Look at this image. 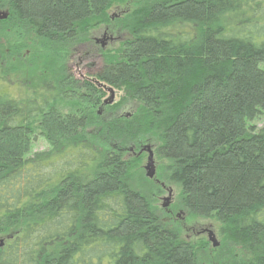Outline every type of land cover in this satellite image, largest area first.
Segmentation results:
<instances>
[{
    "label": "trees",
    "instance_id": "trees-1",
    "mask_svg": "<svg viewBox=\"0 0 264 264\" xmlns=\"http://www.w3.org/2000/svg\"><path fill=\"white\" fill-rule=\"evenodd\" d=\"M129 1L0 0V264H264V0H135L95 83L68 77ZM147 145L225 256L134 188Z\"/></svg>",
    "mask_w": 264,
    "mask_h": 264
},
{
    "label": "rangeland",
    "instance_id": "rangeland-1",
    "mask_svg": "<svg viewBox=\"0 0 264 264\" xmlns=\"http://www.w3.org/2000/svg\"><path fill=\"white\" fill-rule=\"evenodd\" d=\"M138 6L135 0H130L128 3L115 7L110 11V16L112 18L111 22L107 26H102L89 35L90 44L81 49L78 54L74 55L72 59H68V64L66 67V74L72 75L75 78H79V73H82L83 76H89L91 74H96L99 72L100 67L104 63V53L115 51L122 46L123 41H126L130 38L129 34L122 28V21L126 17V13L133 10ZM7 11L5 9H0V12ZM109 30L110 35L114 38L111 42L108 37L104 36V31ZM99 39V42L96 41ZM31 44H27L26 50L23 54L24 57L30 55ZM103 45L105 47L103 48ZM9 46L14 47L12 44ZM29 49V50H28ZM23 58V57H22ZM261 68H264V63L261 64ZM80 71V72H79ZM109 97L107 93L106 98ZM120 103V94L116 97L114 103ZM136 105H128L126 107L120 108L117 112L122 116H127L132 113L133 107ZM128 115V117H129ZM249 126L254 130L259 131L264 126V114L257 117L255 120L249 123ZM145 147V146H144ZM49 148V144L46 139L42 136H37L33 144V153L43 152ZM154 152V160L156 165V177L154 179H149L146 175L144 167L147 164L148 153L144 154V159L140 163V167L135 171V177L133 181V186L136 190L143 192L145 195L151 198L154 206L157 208L163 222L166 226L171 227V225L179 224L183 230V237L187 240L195 241L196 238L200 239L206 238L208 240L207 234H201L203 230L210 229L214 231L220 246L214 248L212 243L209 241L211 249L214 250L210 255L213 257L225 256L224 245L222 244L223 239L220 236L219 224L214 220H205L200 218L191 217L188 212L180 207L179 204V194L180 190L178 187L170 185L163 180L164 177V168L168 162L162 159L159 154L156 152V148L152 147ZM156 180L160 182H156ZM165 186L164 188L162 187ZM172 194V204L168 209L164 208V199L171 198L169 197V192ZM206 255V254H205Z\"/></svg>",
    "mask_w": 264,
    "mask_h": 264
},
{
    "label": "water",
    "instance_id": "water-1",
    "mask_svg": "<svg viewBox=\"0 0 264 264\" xmlns=\"http://www.w3.org/2000/svg\"><path fill=\"white\" fill-rule=\"evenodd\" d=\"M8 11H4V12H0V21L6 20L8 18ZM105 47V45H103V48ZM100 87L103 88H107L110 96L109 98L106 100L105 104H111L114 102V98H115V90L112 88H108L107 86L103 85V84H99ZM146 151L148 153V160H147V164L144 167L145 171H146V175L149 179H154L156 176V165H155V160H154V152L151 148V146L147 145L145 147H143L142 152ZM167 201L169 200V198L166 199ZM205 233L207 234L208 240L212 243L214 248H218L220 246V242L218 241L216 234L214 233V231L207 229L205 230ZM3 242H1L0 247L2 246Z\"/></svg>",
    "mask_w": 264,
    "mask_h": 264
},
{
    "label": "flooded vegetation",
    "instance_id": "flooded-vegetation-1",
    "mask_svg": "<svg viewBox=\"0 0 264 264\" xmlns=\"http://www.w3.org/2000/svg\"><path fill=\"white\" fill-rule=\"evenodd\" d=\"M104 36H106V37H108V39H110V41L112 42L113 40H114V38L112 37V35H110V32H109V30L107 29V30H105L104 31ZM96 41L97 42H99V39H96ZM124 42V41H123ZM103 66H104V63H103V65H102V67H100V70L103 68ZM80 72V71H79ZM72 73L73 72H71V74L68 76V77H71L73 80H75V81H79V82H81L82 84H85V83H95V80H94V75L95 74H91V75H89V76H83L82 75V73H79V78L77 79V78H75L73 75H72ZM99 86V85H98ZM100 87V86H99ZM100 88H102V90H103V94H104V97H103V99H102V103H101V105H116L117 103L115 102H113V103H111V104H105V102H106V100L109 98H106V95H107V93L109 94V92H108V90H107V88H103V87H100ZM118 92H115V98H114V101H116V97L118 96ZM109 96H110V94H109ZM152 148V147H151ZM143 149V148H142ZM142 149H141V151H140V155L141 154H145L146 153V151H143L142 152ZM156 177V176H155ZM156 182L158 183V182H160V181H158V180H156ZM162 187L164 188L165 186H163L162 185ZM169 197L171 196V198H169V200L167 201L166 200V198L164 199V201H165V203H164V208H166V209H168L169 207H171V204H172V194H171V191L169 192ZM170 209V208H169ZM168 209V210H169ZM205 230H207V229H205ZM205 230H203L202 231V233L201 234H204L205 233Z\"/></svg>",
    "mask_w": 264,
    "mask_h": 264
}]
</instances>
